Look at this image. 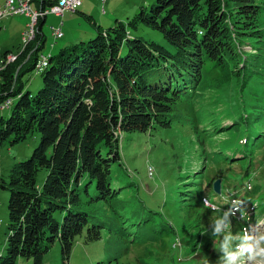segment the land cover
<instances>
[{
  "label": "trees",
  "instance_id": "16d2710c",
  "mask_svg": "<svg viewBox=\"0 0 264 264\" xmlns=\"http://www.w3.org/2000/svg\"><path fill=\"white\" fill-rule=\"evenodd\" d=\"M147 6L125 24L97 25L94 37L49 54L35 92L24 90L22 76L37 70L45 45L40 19L35 38L3 70L0 105L9 99L11 113L0 119V147L37 134L39 141L28 157L10 165L6 177L0 176V186L9 190L0 264H19L20 258L44 264L55 244L58 264H70L77 237L87 244L104 233L118 244L94 264H129L122 260L128 247L176 237L171 220L159 207H149L147 196L141 198L138 184L128 178L122 141L133 132L170 126L180 106L192 105L206 74L215 78L208 87L226 94L218 111L233 123L227 128L231 141L214 160L223 167L221 192L228 177H243L231 184L240 187L235 197L257 202L248 214L252 222L264 219V175H256L254 152L264 146V0H154ZM145 30L161 34L164 42L146 37ZM247 42L256 53L244 51ZM220 120L217 129L227 126ZM230 163L242 167L241 174ZM41 170L46 175L40 182ZM201 181L199 171L170 198L183 209L179 228L199 227L194 204L203 197L217 203L210 197L221 195L203 190ZM206 243L195 239L181 255L199 260ZM181 261L202 264L180 259L168 264Z\"/></svg>",
  "mask_w": 264,
  "mask_h": 264
},
{
  "label": "rangeland",
  "instance_id": "374dc122",
  "mask_svg": "<svg viewBox=\"0 0 264 264\" xmlns=\"http://www.w3.org/2000/svg\"><path fill=\"white\" fill-rule=\"evenodd\" d=\"M4 1L0 0V6L3 5ZM153 1L107 0L105 3H101L98 0H84L75 12H66L61 17L48 15L42 26L45 45L41 54L44 56L54 55L64 45H72L81 39L88 40L92 36L94 37L97 25L106 29L118 24V22L125 24L130 17L140 10V6H147ZM86 15L91 16L92 20L88 21L85 18ZM27 19L24 15L3 16L0 25V49L8 48L12 50L11 53L2 54V59L6 58V62L8 58L15 57V51L17 57L25 49V46H28V44L23 45L20 39L22 32L26 29ZM61 21H63L61 28L64 36L56 39L52 34V27H59ZM93 22L96 25H93ZM144 34L149 38L154 37L159 43L164 42L159 33L145 30ZM18 45L19 47L16 50ZM244 48L246 52L256 53L254 46L249 42L244 44ZM9 63H13V60H10ZM203 78L199 86V92L193 97L192 105L189 108L180 106L179 110L175 111L171 117L170 126L156 127L141 135L133 132L123 138L122 153L126 170L130 173L128 178L138 184L141 198L147 196V205L152 208L159 207V210L163 212V216L170 219L174 230H177L176 237H165L160 242L148 239L145 243L142 242L140 245L128 247L126 253L122 254V260L129 264H168L173 259L183 260V263L195 261L202 264H223L224 252L219 249L218 243L223 241L225 231L229 232L232 237L229 240L230 249L240 242L245 233L249 235L264 233V219L252 222L250 220L251 215H248L252 214L249 211L252 210V207L258 205L257 202L252 203L246 199L235 197L236 190L240 187L234 188L231 184L235 182L239 184L243 177L241 179L235 176L228 177L227 187L223 193L221 192V183L224 180L222 176L223 167L217 168L214 160L222 152L221 149L224 145L227 142L229 144L231 141L233 133L227 128L232 126L233 123L223 112L218 111L220 110L219 107L226 104L225 101L228 99L226 94L219 89L208 87L207 84L212 83L215 79L211 75L206 74ZM22 82L24 90L37 91L41 85L40 71L33 70L28 74H24ZM10 113V106L0 107V119H6ZM220 117L225 120L223 125L226 124L227 126L217 129V126L221 124ZM214 125H216L215 129H208ZM38 141L39 136L37 134L16 144L0 147V176L6 177L10 165L28 157ZM214 151L217 154H214ZM254 152L258 159L256 175H264V146L261 145L255 148ZM230 165H233V170L239 174L243 171L242 167L233 163H230ZM149 166L153 168L152 175ZM199 171H202L201 185L203 190L207 192L210 189L214 190L215 180H221V191L218 193H221V195L210 197L217 203L203 197L201 199L202 204L199 202L194 204L193 207L200 217L199 227H193L189 224L184 228H179V223L176 220L178 216L181 217L183 209H180L178 205H172V199L170 198L175 196L177 189H185L186 187L182 185L187 186L188 183L183 182ZM45 175L46 170H41L38 180L41 182ZM130 189L132 192L135 187ZM8 197L9 190L0 186V255L4 254L6 245ZM153 197L159 200L156 201ZM162 201H164V206H160ZM167 205L168 208L165 207ZM225 212L228 215L224 217L221 223V232L215 233V219L224 216ZM184 222L188 224L189 220L184 219ZM224 224L228 227L225 228ZM112 237L104 233L101 240L87 244H84L80 240L81 238L77 237L69 263L94 264L96 261L106 258L109 252L116 250L115 244H118V241ZM195 239H200L201 244L207 243L203 251L197 254L199 260H189L191 259L189 253L184 256L181 254H183L185 247H190ZM215 240H218V242L215 243ZM174 241L180 243V248H177L178 245H176V248L172 247ZM211 243L215 244L211 245ZM59 251L60 246L55 244L50 252L45 255L43 263L58 264ZM20 262L21 264H32L31 259L20 258L19 264ZM179 263L181 264L182 261ZM238 264H264V253L259 252V250L243 253Z\"/></svg>",
  "mask_w": 264,
  "mask_h": 264
},
{
  "label": "built area",
  "instance_id": "2783aa9c",
  "mask_svg": "<svg viewBox=\"0 0 264 264\" xmlns=\"http://www.w3.org/2000/svg\"><path fill=\"white\" fill-rule=\"evenodd\" d=\"M51 4H43L42 0H39V6H34V0H5L3 5L0 6V25L3 21V13H10L11 17L24 15L28 17L26 23V29L21 35V39H31L30 27L38 26V20H45L47 15H54L57 17L63 16L66 12H74L83 2V0H54ZM102 3L106 1L98 0ZM52 34L54 37L59 38L63 35L60 27H52ZM17 59L16 51L15 57L12 58L13 62ZM44 60V56L39 63V68ZM3 72V60L2 53L0 54V76ZM10 100L3 102V107H8Z\"/></svg>",
  "mask_w": 264,
  "mask_h": 264
},
{
  "label": "clouds",
  "instance_id": "9594fccd",
  "mask_svg": "<svg viewBox=\"0 0 264 264\" xmlns=\"http://www.w3.org/2000/svg\"><path fill=\"white\" fill-rule=\"evenodd\" d=\"M219 211V209H217ZM228 213L225 212L224 216H219L215 219V233L221 232V223ZM228 226L225 225V228ZM232 239L229 232H224L223 241L218 243V247L224 252L223 264H238L240 256L243 253H251L254 250L264 253V233H257L255 235H249L245 233L240 242L230 249L229 240Z\"/></svg>",
  "mask_w": 264,
  "mask_h": 264
},
{
  "label": "bare ground",
  "instance_id": "6f19581e",
  "mask_svg": "<svg viewBox=\"0 0 264 264\" xmlns=\"http://www.w3.org/2000/svg\"><path fill=\"white\" fill-rule=\"evenodd\" d=\"M101 1H107V0H101ZM74 11H76V10H74ZM5 15H11V14H10V13H3V16H5ZM37 28H38V26H31V27H30V35H31V39H28V40L21 39V42L23 43V45L29 44L30 41L35 37V35H36V33H37ZM20 48H21V47H20ZM10 53H11V52H10ZM43 56H44V55L40 54L39 59L37 60L36 68H37L38 70L41 69L42 67H44V66L46 65V62H47V56H44V60H43V62H42V64H41V67L39 68V63L41 62V59H42ZM12 58H13V57L8 58L7 62H6V60H5L6 58L2 59V60H3V67H6V65L9 64V61L12 60ZM4 65H5V66H4ZM4 69H5V68H3V70H4ZM0 78H1V76H0ZM0 107H1V108H4V107H3V104L0 105ZM149 167H150V166H149Z\"/></svg>",
  "mask_w": 264,
  "mask_h": 264
},
{
  "label": "water",
  "instance_id": "95a60500",
  "mask_svg": "<svg viewBox=\"0 0 264 264\" xmlns=\"http://www.w3.org/2000/svg\"><path fill=\"white\" fill-rule=\"evenodd\" d=\"M220 179L215 180L214 182V190L215 192H220Z\"/></svg>",
  "mask_w": 264,
  "mask_h": 264
},
{
  "label": "crops",
  "instance_id": "0c3cea01",
  "mask_svg": "<svg viewBox=\"0 0 264 264\" xmlns=\"http://www.w3.org/2000/svg\"><path fill=\"white\" fill-rule=\"evenodd\" d=\"M6 50H10V49L8 48L0 49V52L6 51Z\"/></svg>",
  "mask_w": 264,
  "mask_h": 264
}]
</instances>
